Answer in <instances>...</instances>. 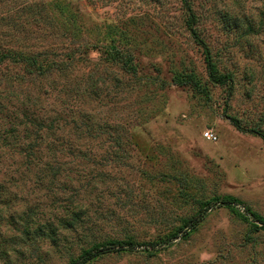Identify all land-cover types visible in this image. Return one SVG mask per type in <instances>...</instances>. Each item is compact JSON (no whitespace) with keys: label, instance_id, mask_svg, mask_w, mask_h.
Segmentation results:
<instances>
[{"label":"rangeland","instance_id":"374dc122","mask_svg":"<svg viewBox=\"0 0 264 264\" xmlns=\"http://www.w3.org/2000/svg\"><path fill=\"white\" fill-rule=\"evenodd\" d=\"M188 2L232 85L182 0H0V136L52 126L0 150V264H264V0Z\"/></svg>","mask_w":264,"mask_h":264},{"label":"trees","instance_id":"16d2710c","mask_svg":"<svg viewBox=\"0 0 264 264\" xmlns=\"http://www.w3.org/2000/svg\"><path fill=\"white\" fill-rule=\"evenodd\" d=\"M183 3L185 4L187 10L190 13V22H189V27L191 29L192 34L196 37V40L198 42L201 43V45L203 46V50L205 53V61H206V66H207V74H208V78L210 80V82L212 84L215 85H232V75L230 74H222L216 63L213 61V58L211 56L210 50L208 49V47L199 40L196 30H195V17H194V13L192 12V9L190 7V4L188 2V0H182ZM4 57H8L6 54H1L0 56V62H4L5 58ZM20 55H16L14 56L15 60L20 61L21 58ZM114 60L115 61H119L121 59V55L119 52H117L114 55ZM122 60V59H121ZM57 61H53L51 63H44L42 61H40L38 59V57H31L28 56V58H26L24 61L20 62L19 64L23 65L25 67V69L27 70L26 75H31L32 71L30 70V68H32L33 70H39L42 71L43 73L45 72L46 69H53V68H58L60 69V67H62L64 65V61L58 62ZM130 63L128 64V62L126 61L124 64L125 69L127 70L128 73L134 74L136 73L137 69L134 66H130V64L132 63L131 60H129ZM129 65V66H128ZM41 69V70H40ZM22 81L23 79H19V81ZM185 82H178V85H184ZM5 104L3 102V100H0V111L2 113H4L3 111H5ZM26 116L27 119V124H25L27 126H25V131H21L17 126L18 124H10L11 127L8 129H5L3 131V133H1L0 136V150L7 148V147H14L16 145H21L22 150L26 156L27 159H33L34 161L36 159H39L38 162L42 161V156H44L43 154H40V145H38L39 142H41L40 140H42V143L44 141V138H42V133H47L49 131H52V126L50 125L49 127L45 128V130H43V126H44V119H42V117L39 116H35L34 118H30L29 115H24ZM23 116V118H24ZM17 119H20L19 117H17ZM53 123V122H52ZM234 125L236 127H238L237 122H233ZM22 124V123H21ZM51 124V123H50ZM20 127H24V125H19ZM239 128V127H238ZM26 136L24 138V140L26 142H18L19 140H13L14 137H20V134H25ZM262 139L264 140V135L263 134H259ZM33 140H32V139ZM31 140V141H30ZM114 142H118V139H115ZM54 146V145H53ZM51 144H48V150L53 152L54 151V147ZM62 147H64V145H61ZM67 148H69V150L72 151L71 147L72 145H66ZM36 153V155H35ZM39 154V155H38ZM41 157V158H40ZM36 162V161H35ZM223 203L225 205H227L228 207H230L231 209L236 210L235 208H233V205H240L239 202L234 199V198H227L225 200H223ZM207 206V205H206ZM247 212L253 217L254 221L257 222V225H254V231L255 232H259L260 230H264V219L260 216H257L253 213L250 212V210H247ZM198 221L196 220L194 222V227L197 225ZM180 230L182 231V228H180ZM179 231H177L175 233L174 237H177L179 235ZM133 242H129L128 245L133 246L132 244ZM110 246H126V242H116V241H108L105 243H99V244H95L93 246V248H91L88 251H85L81 257H79L77 260H74L71 264H87L89 261L92 260V258H94L95 254L93 253H101L104 251L103 248L108 249Z\"/></svg>","mask_w":264,"mask_h":264},{"label":"built area","instance_id":"2783aa9c","mask_svg":"<svg viewBox=\"0 0 264 264\" xmlns=\"http://www.w3.org/2000/svg\"><path fill=\"white\" fill-rule=\"evenodd\" d=\"M205 137L208 141H211V142H216L218 139L217 136L210 131L205 134Z\"/></svg>","mask_w":264,"mask_h":264}]
</instances>
